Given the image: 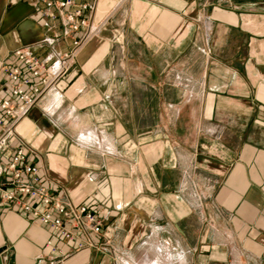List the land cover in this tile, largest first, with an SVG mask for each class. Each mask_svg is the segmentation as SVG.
Returning a JSON list of instances; mask_svg holds the SVG:
<instances>
[{
	"label": "crops",
	"instance_id": "1",
	"mask_svg": "<svg viewBox=\"0 0 264 264\" xmlns=\"http://www.w3.org/2000/svg\"><path fill=\"white\" fill-rule=\"evenodd\" d=\"M45 1L0 0L5 99L16 51L52 63L79 36ZM74 1L94 5L77 61L2 160L30 151L104 234L78 249L0 192L3 264H264V0Z\"/></svg>",
	"mask_w": 264,
	"mask_h": 264
},
{
	"label": "built area",
	"instance_id": "2",
	"mask_svg": "<svg viewBox=\"0 0 264 264\" xmlns=\"http://www.w3.org/2000/svg\"><path fill=\"white\" fill-rule=\"evenodd\" d=\"M74 6V0H46L42 10L45 19L60 21L64 37L79 33L73 38L72 47L59 59L46 63L19 50L15 55L20 65L6 63L3 67V73L12 84L13 99L0 95V192L5 203L18 207L51 228L63 240L84 249L95 248L91 237L104 234L102 219L86 205H64L53 195L42 184L39 168L30 161L31 152L24 147H19L8 163L2 160V155L16 139L20 122L65 80L77 61L87 38L94 5L83 3L79 7Z\"/></svg>",
	"mask_w": 264,
	"mask_h": 264
},
{
	"label": "water",
	"instance_id": "3",
	"mask_svg": "<svg viewBox=\"0 0 264 264\" xmlns=\"http://www.w3.org/2000/svg\"><path fill=\"white\" fill-rule=\"evenodd\" d=\"M0 264H3L2 257L0 256Z\"/></svg>",
	"mask_w": 264,
	"mask_h": 264
},
{
	"label": "clouds",
	"instance_id": "4",
	"mask_svg": "<svg viewBox=\"0 0 264 264\" xmlns=\"http://www.w3.org/2000/svg\"><path fill=\"white\" fill-rule=\"evenodd\" d=\"M180 259H181V260H183V258H182V257H181Z\"/></svg>",
	"mask_w": 264,
	"mask_h": 264
}]
</instances>
